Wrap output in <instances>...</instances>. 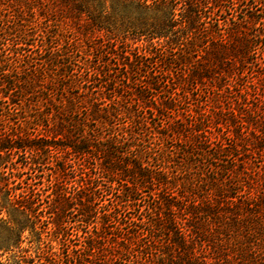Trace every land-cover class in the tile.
Here are the masks:
<instances>
[{
	"label": "trees",
	"instance_id": "16d2710c",
	"mask_svg": "<svg viewBox=\"0 0 264 264\" xmlns=\"http://www.w3.org/2000/svg\"><path fill=\"white\" fill-rule=\"evenodd\" d=\"M258 80L264 0H0V264L26 231L56 261L82 223L80 255L264 264ZM13 152L51 159L48 193L9 186Z\"/></svg>",
	"mask_w": 264,
	"mask_h": 264
},
{
	"label": "rangeland",
	"instance_id": "374dc122",
	"mask_svg": "<svg viewBox=\"0 0 264 264\" xmlns=\"http://www.w3.org/2000/svg\"><path fill=\"white\" fill-rule=\"evenodd\" d=\"M62 32L63 35H68V37L71 39L76 37L73 36L72 33H70V29L64 30ZM81 35L85 37L86 35H88V33H86L85 31ZM94 35L101 37L103 36V32H97ZM142 44L143 43L141 42H137L135 45L142 47ZM248 71L251 72V69H249ZM263 85L264 81L258 80V87L260 89ZM201 94L198 93V96L201 95L202 97L200 98L201 101L206 99L205 95H209L208 92H202ZM195 96L197 98V94H191L190 98V103H192L191 108L193 111L199 109L196 106L198 104L197 101L194 100ZM7 160V162L2 163V170L5 172L6 176L10 180L9 186L12 188H16L14 189L16 194L21 192L23 190V187L26 186L25 182H31L30 178H33L36 173L38 174L37 179L35 181L37 182L36 186L40 188L43 193H48L46 179L47 175L53 168L51 159L50 163L41 165L37 168H35V166L32 164L31 154L29 152H13L10 155V159ZM28 178L30 180H26ZM41 180L43 183L38 184V182H40ZM4 197H7L5 193H3V198ZM70 217L71 220L79 219V216L76 217V213L70 215ZM77 227L80 229H78L79 231L77 234L71 236L70 239L66 242V245L68 246L62 247L59 242H53L54 250H56L59 254V257L56 261L45 257V255L41 253L43 245L39 246L38 243L33 242L32 236L30 235L29 231H26L22 234L21 241L15 245L14 249L11 252L4 253L1 256V261L5 264H13L15 262H18L19 264H127L126 262L121 261L117 258L123 256L124 258L129 260L130 257H127L126 255L124 256V252L119 251L115 246H113V243L108 242L109 240H106V242L103 243L106 249L102 253L96 254V256L94 257H89V254L91 253L85 251L81 252L80 255V252L76 251L79 248L78 245L83 243L82 241L85 240L84 237L87 236L89 232H92L94 230V233H97V230L92 229L91 226L84 225L83 223L78 225ZM75 232L76 229H74V233ZM109 232L111 231H108V234H110ZM104 233L106 232H103L102 235L109 236ZM52 239H54V237ZM39 247H41L42 249Z\"/></svg>",
	"mask_w": 264,
	"mask_h": 264
}]
</instances>
